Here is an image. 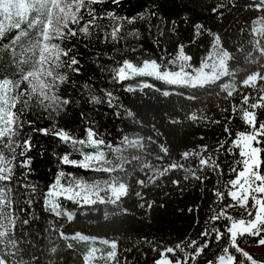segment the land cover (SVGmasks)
I'll use <instances>...</instances> for the list:
<instances>
[{
    "label": "trees",
    "instance_id": "1",
    "mask_svg": "<svg viewBox=\"0 0 264 264\" xmlns=\"http://www.w3.org/2000/svg\"><path fill=\"white\" fill-rule=\"evenodd\" d=\"M252 2L253 0H120L119 4H114L111 0H102L92 7L101 17L97 23L105 31L111 24V21L105 18L107 12L129 18L138 17L143 13L146 18L126 24L122 30L123 38L116 43L106 42L102 31L92 30L90 36H83L78 28L76 36L62 42V47L70 51L68 57L61 59L67 60L74 56L79 61L78 65L73 66L80 69L79 73L73 71L66 63L61 64L60 73L66 76V80L59 85L57 91L62 98L71 102L58 115H49L33 104L21 117L24 128L16 143L19 144L27 136L31 137L32 147L27 152V156L31 158V165L30 170L17 167L11 185L13 197L18 202V210L23 209L19 212L20 219L29 220V223L22 227L27 236V241L22 247L39 258L38 264H84L82 256L87 250V245L78 241L65 242L50 229H60L66 235L81 232L98 238L117 239L119 264H154L159 258V251L154 249L203 239L200 234L210 226L207 222L213 210L218 209L214 190L220 188L226 193L225 182L234 178L230 166L234 160L239 159L238 150L234 149L233 153H229L227 149L231 146L236 132L249 130L240 119V113H233L232 107L240 105L242 95H258L251 88L241 87L240 81L247 74L258 70V66L245 65L243 62L238 65L247 70L237 74L238 93L233 97H226V93L216 86L208 89H191L164 85L150 78L144 79L154 84L155 88L129 93L125 91V87L128 84L135 85L139 78L117 83L112 80L108 69L117 67L115 62L123 59L135 61L139 57L159 60L161 56H174L179 45L185 46L186 54L191 55L192 63L198 66L200 58L209 48L212 37L207 31L197 35L196 25H202L204 30L220 34L223 46L242 61V54L237 49L243 47L247 53L250 48L248 32L242 29H248L250 22L259 15L249 7ZM219 5H223L219 10L220 14L214 13L213 8ZM136 30L139 32L138 36L127 35ZM16 34L17 31L14 30L0 40V79H10L14 83L16 61L11 59L8 47ZM260 62L264 64V59ZM225 82H229L227 78L221 81ZM19 83L22 89L21 80ZM157 88L160 91H156ZM165 90L172 94L163 96L162 92ZM106 91H112L124 108L134 112L136 119L142 123L133 124L124 116L123 108L118 109L121 116L116 117L114 110L103 102ZM92 95L100 97L102 102H90ZM190 95H195L196 99H189ZM193 112L203 115L204 119L195 122L188 119ZM256 116L258 123L264 122V109H256ZM89 126L114 144L119 141L122 134L152 137L156 143L147 144L145 155L151 153L148 159L160 167L163 164L154 159L160 154L157 144H164L169 149L171 159L181 162H184L181 160V153L184 151L207 145L208 153L205 155L211 154L222 171L217 172L211 168L198 170L197 175L201 179L197 180L185 170H175L159 177L153 184L147 183L144 173L131 172L126 181L129 184V195L124 197L118 206L79 207L71 201L62 199L63 207L75 213V216L71 221L63 216L56 217L46 210L44 194L60 170L89 181L104 179L107 176L62 165L59 157L69 152L71 146L63 144L53 135L35 132L33 128H64L81 138ZM225 128L232 132L231 137L225 132ZM225 141L224 148L216 151L219 144ZM8 142L10 141L0 143V151L5 154L8 152ZM16 151L19 153L20 149L17 148ZM138 154L131 149L124 153L129 159ZM72 158L80 159V156L73 153ZM109 158H113L111 154ZM163 163H168V157H165ZM184 163L186 167H196L195 160ZM186 175L188 179L184 178ZM137 179H144L146 186L140 187L136 183ZM172 181L179 183L174 184ZM29 185L35 187L34 193L30 187H26ZM137 192L141 195L137 196ZM231 202L227 198L224 201ZM149 203L152 204L151 208L148 207ZM122 209H127V212H123ZM228 211L234 216L243 212L239 208ZM105 213L108 214L107 219ZM224 223L225 221L221 220L217 227ZM244 239L247 243L238 241L241 247L256 245L251 237ZM208 240L210 247L190 264H206V261L213 259L220 246L226 242L222 240L220 245H217L213 242L212 236H209ZM66 243H71L72 248H68ZM97 246L100 247L99 244ZM51 247L57 248L55 254L48 251ZM176 255L182 258L181 253ZM29 258L30 255H25V259ZM97 264L101 262L98 261Z\"/></svg>",
    "mask_w": 264,
    "mask_h": 264
},
{
    "label": "snow or ice",
    "instance_id": "2",
    "mask_svg": "<svg viewBox=\"0 0 264 264\" xmlns=\"http://www.w3.org/2000/svg\"><path fill=\"white\" fill-rule=\"evenodd\" d=\"M101 2L102 0H0V40L14 30L19 33L14 37L18 42L22 37L32 35L28 30L38 29L39 32V38L30 49L38 58L21 81L27 82L26 88L21 90L18 84L10 80L0 81V143L10 141L7 154L0 151V264H38L39 258L22 247L27 241L22 227L28 224L29 220L20 219L19 212L23 209L18 210V202L13 197L11 185L15 179L16 168L30 170L31 165V158L27 156V152L32 147L31 137L27 136L19 144L16 143L24 128L21 117L33 104L48 112L49 115H58L71 102L58 94L59 85L66 80V76L62 75L58 68L66 63L73 71L79 73L78 67L73 68L74 65L79 64V61L74 56L67 60L61 59L68 57L70 51L62 47V42L76 36L78 28L83 36H90L92 30L102 31L106 42L116 43L123 38L122 30L126 24L146 18L143 13L138 17L129 18L107 12L105 18L110 20L111 24L105 31L97 23L101 17L92 7ZM111 2L119 4L120 0H111ZM222 7L223 5H219L212 11L220 14L219 10ZM249 7L257 11L259 15L250 22L248 29H242L247 31L250 37L248 41L250 48L247 53L244 52L243 47L237 49L242 54V61L223 46L220 34L204 30L202 25H196L197 35L207 31V34L212 37L209 48L200 58L198 66L192 63V56L186 54L185 46L179 45L174 56H161L159 60L139 57L135 61L123 59L115 62L117 67L108 69L112 80L117 83L139 78L135 85L128 84L125 87V91L129 93L155 88L154 84L144 79L150 78L164 85L191 89H208L216 86L226 93V97H233L238 93L237 74L247 70L238 65L243 62L245 65L258 66V70L247 74L240 81L241 87L251 88L258 95H242L240 105L232 107L233 113H240V119L249 130L236 132L231 146L227 149L229 153H233L234 149L238 150L239 159L234 160L230 166L234 178L225 182L224 188L227 192L220 188L214 190L218 209L213 210L209 217L207 223L210 226L201 232L200 235L203 238L201 241L190 240L174 246L165 245L162 249H154L159 251V258L154 261V264L195 262L210 247L209 236L213 237V242L217 245H220L222 240L226 242L220 246L213 259L206 261V264H264V260L255 259L238 242L247 243L244 238L251 237L257 246H264V122L258 123L256 116V109H264V71H261L264 69V64L260 62L264 59V0H253ZM117 21L120 23H116ZM127 35L138 36L139 32L136 30ZM224 78H227L229 82L221 83ZM85 87L88 86L85 85ZM155 90L160 91L158 88ZM171 94L167 90L162 92L165 97ZM104 97L103 102L114 110L116 117L121 116L118 109L123 108L124 116L133 124L142 123L136 119L134 112L124 108L112 91H106ZM188 98L196 99V96L190 95ZM90 102L101 103L102 101L100 97L92 95ZM188 119L195 122L204 119V116L193 112ZM175 122L177 121H173ZM29 124L31 126V122ZM33 131L43 135H53L63 144L71 146L69 152L59 157L62 165H70L107 176L104 179L89 181L63 170L58 172L54 182L44 194L45 208L56 217L63 216L68 221L74 219L75 213L63 207L62 199L71 201L79 207L118 206L121 200L129 195V184L126 181L131 172L144 173L147 183L153 184L159 177L175 170H185L197 180L201 179L197 175L198 170L211 168L217 172L222 171L211 154L205 155L208 153L207 145L181 153L182 161L195 160L196 167L191 168L186 167L184 162L172 160L168 147L157 144L160 154L154 159L159 164H163L160 167L148 159L151 153L145 155L147 144L156 143L152 137L122 134L119 141L114 144L91 126L85 129V134L81 138L59 127L33 128ZM225 132L230 137L233 135L228 128H225ZM225 143L226 141L221 142L216 151L223 149ZM17 148L20 149L19 153L16 151ZM130 149L139 154L129 159L124 153ZM73 153L79 154L80 159L72 158ZM110 154L113 157L111 159ZM165 157H168L166 164L163 163ZM184 178L188 179V176ZM136 183L142 188L146 186L144 179H137ZM172 183L178 184L179 181H172ZM26 187H30L33 193L36 191L34 186ZM136 195L140 196L141 193L137 192ZM226 198L232 202L224 203ZM28 203L30 204L31 200ZM148 207L151 208L152 204L149 203ZM237 208H242L244 211L235 216L228 211L229 209L235 211ZM122 211L126 213L127 209ZM107 218L108 214L105 213V219ZM221 220L225 223L217 227ZM50 231H55L65 242L78 241L86 244L87 250L82 256L84 264H97L98 261L101 264H119L117 239L98 238L81 232L66 235L60 229H50ZM66 246L72 248L71 243H66ZM48 251L55 254L57 248L51 247ZM176 253H181L182 258ZM25 255H30V258L25 259Z\"/></svg>",
    "mask_w": 264,
    "mask_h": 264
},
{
    "label": "rangeland",
    "instance_id": "3",
    "mask_svg": "<svg viewBox=\"0 0 264 264\" xmlns=\"http://www.w3.org/2000/svg\"><path fill=\"white\" fill-rule=\"evenodd\" d=\"M32 35L27 37H22L21 41L18 42L15 38L9 43L8 50L10 52L11 59L16 61V68L13 72V76L15 78V83L19 85V81H22V77L27 74L29 70H31V67L35 60L38 58L36 57L33 52L30 50L31 46L35 43V40L39 38V32L38 29L36 30H28ZM19 33L17 32L16 36ZM6 48V47H5ZM61 65L58 68V71L60 72ZM4 80H10V79H0V81ZM12 81V80H10ZM150 82V81H147ZM27 82H22V89L24 90L26 88ZM243 210L242 208H239ZM244 211V210H243ZM245 251L249 252L250 254L255 257L257 260H264V246H247L244 247Z\"/></svg>",
    "mask_w": 264,
    "mask_h": 264
}]
</instances>
